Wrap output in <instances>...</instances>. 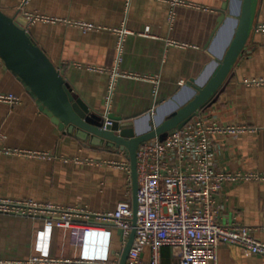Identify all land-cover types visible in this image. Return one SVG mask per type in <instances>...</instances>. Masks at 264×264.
<instances>
[{"label":"crops","instance_id":"crops-1","mask_svg":"<svg viewBox=\"0 0 264 264\" xmlns=\"http://www.w3.org/2000/svg\"><path fill=\"white\" fill-rule=\"evenodd\" d=\"M184 1L171 22L170 0H31L30 12L56 20L36 21L28 31L91 111L147 124L180 106L192 92V79L199 85L209 79L237 25L239 0ZM19 2L0 0V9L19 18ZM83 23L97 28L85 30ZM261 26L264 0H258L255 25L224 88L200 111L223 126L243 128L213 136L216 164L226 171L264 174V85L243 83L264 76ZM0 93L20 97L16 104L0 101V200L87 211L76 220L110 231L108 264H120L130 235L91 214L113 211L125 200L133 204L128 153L61 130L1 57ZM217 207L220 222L247 225L264 241V179L228 185L217 195ZM58 216L51 210L0 211V264H28L39 255L38 233L47 231L48 218ZM49 231V257L35 264H102L87 262L95 240L82 227ZM150 257L146 248L141 263L149 264ZM161 257V264H180V252L171 246L162 247ZM218 264H264V256L222 244Z\"/></svg>","mask_w":264,"mask_h":264},{"label":"built area","instance_id":"built-area-1","mask_svg":"<svg viewBox=\"0 0 264 264\" xmlns=\"http://www.w3.org/2000/svg\"><path fill=\"white\" fill-rule=\"evenodd\" d=\"M30 1L20 0L18 4V14L24 17L23 26L27 30L36 21L56 20L30 12L27 9ZM170 1V21L173 22L176 6L187 3L184 0ZM81 25L85 30L97 28L90 23ZM261 28L264 29V26ZM121 32L126 33L127 30L122 29ZM121 49L122 43H119L120 52ZM243 83L248 86L264 85V76L245 78ZM0 101L16 104L20 97L13 93H0ZM107 123L111 124L110 121ZM242 129L231 125L223 126L209 119L206 114L198 113L165 139L153 138L139 147L136 235L129 251L128 264H142L141 255L146 248L151 251L149 264H161V250L164 246L179 250L180 264H218V249L222 244L236 245L250 254L264 256V241L254 236L251 227L222 223L218 219L217 195L228 185L244 179H264V174L261 173L226 171L216 164L213 136L219 132ZM5 151L12 152L9 149ZM40 155L51 157L48 153ZM45 210H51L59 216L57 219L48 218L47 231H39L37 249L40 254L30 258L28 264H35L49 257V230L56 226L82 227L91 233L95 240L94 251L89 257L91 260L87 262L99 259L102 264H108L110 231L79 223L76 217L87 211L77 213L73 208H61L32 200H0V211L37 214ZM91 215L102 221L112 222L115 227L123 230L124 235L128 236L132 232L133 204L130 200L121 201L113 211ZM86 216L89 217L90 214L86 213Z\"/></svg>","mask_w":264,"mask_h":264},{"label":"water","instance_id":"water-1","mask_svg":"<svg viewBox=\"0 0 264 264\" xmlns=\"http://www.w3.org/2000/svg\"><path fill=\"white\" fill-rule=\"evenodd\" d=\"M237 25L225 53L216 60V67L203 85L192 79L191 94L167 116L156 115L147 124L140 118L122 121L115 115L102 116L91 111L86 101L77 95L64 72L50 59L23 26L25 19L6 14L0 9V57L24 85L40 109L51 117L61 130L83 135L92 142L117 150H125L131 161L133 179V229L122 250L120 264L127 259L136 235L137 222V151L153 138L165 139L183 127L200 111L211 105L224 88L230 73L245 48L255 25L258 0H239ZM225 20L222 17L221 23ZM111 122L107 123V122ZM123 233V230H122Z\"/></svg>","mask_w":264,"mask_h":264},{"label":"bare ground","instance_id":"bare-ground-1","mask_svg":"<svg viewBox=\"0 0 264 264\" xmlns=\"http://www.w3.org/2000/svg\"><path fill=\"white\" fill-rule=\"evenodd\" d=\"M178 99V98H177ZM179 99H181V98H179ZM179 101H181V100H179ZM172 105H173V103H172ZM171 106V105H170ZM173 107V106H172Z\"/></svg>","mask_w":264,"mask_h":264}]
</instances>
